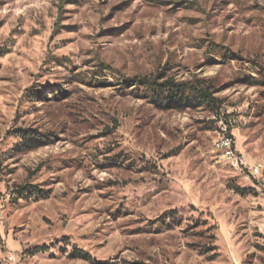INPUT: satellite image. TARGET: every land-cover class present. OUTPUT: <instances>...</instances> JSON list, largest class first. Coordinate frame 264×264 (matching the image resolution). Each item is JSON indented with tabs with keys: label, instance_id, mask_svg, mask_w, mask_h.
Returning <instances> with one entry per match:
<instances>
[{
	"label": "rangeland",
	"instance_id": "rangeland-1",
	"mask_svg": "<svg viewBox=\"0 0 264 264\" xmlns=\"http://www.w3.org/2000/svg\"><path fill=\"white\" fill-rule=\"evenodd\" d=\"M222 118L264 157V0H0V264H264Z\"/></svg>",
	"mask_w": 264,
	"mask_h": 264
},
{
	"label": "built area",
	"instance_id": "built-area-1",
	"mask_svg": "<svg viewBox=\"0 0 264 264\" xmlns=\"http://www.w3.org/2000/svg\"><path fill=\"white\" fill-rule=\"evenodd\" d=\"M223 123V137L219 143H214L215 148L225 155L227 159L234 160V170L244 175L245 178H250L259 182L264 187V157L257 161H249L244 153L236 148V140L232 131L234 120L231 118L216 120Z\"/></svg>",
	"mask_w": 264,
	"mask_h": 264
},
{
	"label": "trees",
	"instance_id": "trees-1",
	"mask_svg": "<svg viewBox=\"0 0 264 264\" xmlns=\"http://www.w3.org/2000/svg\"><path fill=\"white\" fill-rule=\"evenodd\" d=\"M143 80H145V82L143 83H144V91L146 95L154 97L157 100L161 99L162 97H165V98L172 97L174 94L179 95V97H181L180 99H182L183 97H185L186 92H190L193 95H195V97L201 98L202 101H207V100L209 102L214 101V99L211 96V93H209V91L206 88H203V86L194 87L191 84L188 85L189 81H186V82L184 81V82L175 84L169 80L163 83H157L156 81L149 80L148 77H144ZM32 139H34L35 142L38 141V139L32 138V137L25 138L26 142H29V143L33 142ZM20 189L23 191L26 188H20ZM28 189L27 190L33 194H40L39 190L32 185L28 186ZM22 195H24V193ZM45 249H46V246H40V247H35L33 251L41 252V251H44ZM73 252H74V255H81V256L85 255L80 249H77V248H75Z\"/></svg>",
	"mask_w": 264,
	"mask_h": 264
},
{
	"label": "bare ground",
	"instance_id": "bare-ground-1",
	"mask_svg": "<svg viewBox=\"0 0 264 264\" xmlns=\"http://www.w3.org/2000/svg\"><path fill=\"white\" fill-rule=\"evenodd\" d=\"M230 160H232V162H233V164H234V160H233V159H230Z\"/></svg>",
	"mask_w": 264,
	"mask_h": 264
}]
</instances>
